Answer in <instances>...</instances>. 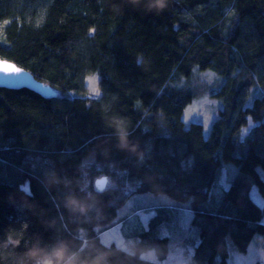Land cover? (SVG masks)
I'll list each match as a JSON object with an SVG mask.
<instances>
[{"label":"trees","instance_id":"trees-1","mask_svg":"<svg viewBox=\"0 0 264 264\" xmlns=\"http://www.w3.org/2000/svg\"><path fill=\"white\" fill-rule=\"evenodd\" d=\"M0 58L56 92L0 89V264H165L187 245L188 264H228L264 248V0H0ZM203 94L220 102L207 137L182 121ZM140 194L186 205L189 227L154 207L132 251L106 244Z\"/></svg>","mask_w":264,"mask_h":264},{"label":"rangeland","instance_id":"rangeland-1","mask_svg":"<svg viewBox=\"0 0 264 264\" xmlns=\"http://www.w3.org/2000/svg\"><path fill=\"white\" fill-rule=\"evenodd\" d=\"M205 74V73H204ZM212 76V77H211ZM213 75L206 74V76L201 77L200 81L206 84L207 86L211 85V82L214 80ZM95 81V83H93ZM86 85L90 90V93H96L97 91H93V88L97 87V79L95 77H88L86 79ZM99 91V89H98ZM220 108V102L215 97H209L208 95H199L196 99L192 100V102L184 109L182 115V121L184 125L187 127L190 124H200L203 128L204 136L207 137L210 133L212 124L217 118V112ZM254 126L253 123L249 122L248 126L243 129L242 137H244L248 131ZM100 179H105L104 177H99ZM108 181L105 185L108 186ZM223 184V182H222ZM252 199L259 205H262L263 201L257 194L256 190L253 189L251 192ZM166 206L167 208H171L172 210H178V215H181V220L183 223V227L187 229L191 220V213L187 210L186 205L179 207L175 201L166 197V196H154L151 194H140L135 195L130 198L126 204L119 210V218L123 216H127L137 211V216L128 219L123 225L120 227H115L114 229L109 230L105 234L101 236L102 241L106 244L114 242L116 245L120 246L122 249L126 251H132L133 241L137 239V232L140 233L138 221L140 220H148L150 217L155 215L154 207ZM149 215V216H148ZM264 223V218L263 221ZM177 237V234H172ZM188 235L194 238L193 231H189ZM178 240H181V237L178 236ZM252 241L245 253H231L228 257V264H264V248L260 242ZM186 243L189 242V239L185 240ZM263 244L264 241L262 240ZM172 244V242H171ZM193 250L192 247L187 245L184 248L177 247L176 249H170L167 257L164 259L165 264H188L190 260V256ZM142 257L148 260L154 261V255L152 253L144 254Z\"/></svg>","mask_w":264,"mask_h":264},{"label":"water","instance_id":"water-1","mask_svg":"<svg viewBox=\"0 0 264 264\" xmlns=\"http://www.w3.org/2000/svg\"><path fill=\"white\" fill-rule=\"evenodd\" d=\"M0 63H7L12 68L19 69V73L9 72L5 73L0 68V89L7 90H21L25 89L31 91L44 98H53L56 96V92L49 86L37 81L30 73L17 67L10 61L0 58ZM105 180V179H100ZM99 181V180H98Z\"/></svg>","mask_w":264,"mask_h":264},{"label":"snow or ice","instance_id":"snow-or-ice-1","mask_svg":"<svg viewBox=\"0 0 264 264\" xmlns=\"http://www.w3.org/2000/svg\"><path fill=\"white\" fill-rule=\"evenodd\" d=\"M0 68L3 69V71L5 73H9V72H15V73H19V69H15V68H12L9 64L7 63H0ZM93 83H95V81H93ZM93 91H98V89H96L95 87L93 88ZM107 181L106 180H99L97 182V188L99 190H103L105 185H106Z\"/></svg>","mask_w":264,"mask_h":264}]
</instances>
